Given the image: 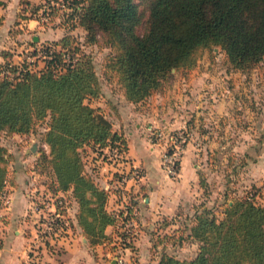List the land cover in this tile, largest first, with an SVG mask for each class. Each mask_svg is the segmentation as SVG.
<instances>
[{"label": "trees", "instance_id": "obj_1", "mask_svg": "<svg viewBox=\"0 0 264 264\" xmlns=\"http://www.w3.org/2000/svg\"><path fill=\"white\" fill-rule=\"evenodd\" d=\"M65 1L69 9L58 2L41 13L40 5L29 10L42 23L61 16L66 29L60 39L40 45L41 68L27 61L14 62L9 50L3 52L0 134L40 135L36 168L46 175V190L63 194L65 212L69 202L76 201L77 222L96 245L110 241L108 225L118 222L125 227L136 216V202L129 194L123 208L109 209L112 185L102 186L86 168L85 147L99 156L105 147L127 151L128 146L104 109L91 103L102 87L93 58L82 50L73 30L82 27L86 42L96 43L101 36L114 48L110 69L122 83L126 99L138 103L159 90L175 69L193 68L201 48L220 45L232 66L244 71L264 60V0ZM4 4L0 0V25ZM38 121H46L40 131ZM9 158L7 147L0 142V200L7 192ZM119 177L122 181V174ZM258 190L264 194V188ZM126 192L123 189L119 194L124 197ZM256 196L250 193L233 199L223 217L202 204L188 233L199 244L197 253L180 258L164 252L151 264H264V202H257ZM69 218L73 226L70 214ZM128 229L122 235V247ZM133 241L132 236L128 246Z\"/></svg>", "mask_w": 264, "mask_h": 264}, {"label": "rangeland", "instance_id": "obj_2", "mask_svg": "<svg viewBox=\"0 0 264 264\" xmlns=\"http://www.w3.org/2000/svg\"><path fill=\"white\" fill-rule=\"evenodd\" d=\"M60 1L29 0V3L22 1V4L25 6L28 4L29 10L40 5L39 13H41L46 6L50 7L51 4ZM53 21L55 23L53 26L60 25L61 16H57ZM72 33L81 40L82 50L93 58L100 79L102 92L98 97H94L91 103L94 106H101L108 115V111L113 109V104L122 103L124 95L122 83L109 66L110 58L115 50L107 45L101 36L96 43L86 42V30L82 27H77ZM33 44L35 42L32 41L31 34L27 38L25 47L10 46L8 50L11 53V60L14 62L27 61L36 69L41 68L44 58L39 52L40 46ZM11 48L14 50L11 51ZM36 51L37 54H34ZM147 101L150 102L148 108L153 105L156 126L147 130L149 125L147 119L142 121L138 127L135 126V122H132L134 127L143 135H147L149 131L148 135H151L152 140L158 142L163 150V141L155 133L166 134L170 130L184 132L187 139L183 155L190 144L195 155L194 162L199 166L200 179L206 182V186L198 195V202L189 207H186L184 203L181 204L176 214L171 216L173 223L166 227L170 231L166 234L168 243L162 244L161 248L157 249V251L161 249L162 252L172 253L180 258L191 257L196 249L198 251L199 244L189 237L187 231L192 224L191 218L194 217L201 204L211 207L218 217H223L227 205L237 197L255 193L257 202H264V194L258 190L261 187L264 188V60L244 71L232 66L220 45L201 48L198 52L197 63L193 68L175 69L169 79L164 81L162 87L155 91ZM166 114L172 119L178 116L186 121L177 128H171ZM111 116V114L108 115L113 122V129L120 132V123H117L116 119H112ZM45 122L38 121L39 131L44 129ZM7 135L9 134L2 132L0 142ZM35 136L36 141H39L40 135L35 133ZM10 141L13 139L8 138L7 143L9 144ZM114 147L117 146L105 147L102 153L107 156L112 155L111 149ZM92 153L97 155L90 146L83 150V158L88 171L95 168ZM99 156V158L102 157V155ZM179 173L169 177L176 180ZM114 179L116 183L113 192L118 196L121 191L123 193V182L117 174ZM114 189L119 192L117 193ZM69 205L72 208L73 201L69 202ZM113 210L117 211V209ZM127 256L129 255H122L124 264H134L136 261L142 263L136 257L129 259ZM154 256L155 259L159 258ZM143 264H151V262Z\"/></svg>", "mask_w": 264, "mask_h": 264}, {"label": "crops", "instance_id": "obj_3", "mask_svg": "<svg viewBox=\"0 0 264 264\" xmlns=\"http://www.w3.org/2000/svg\"><path fill=\"white\" fill-rule=\"evenodd\" d=\"M22 1L5 0L1 8L4 21L0 25V63L6 59L3 54L5 50H8L10 46L25 47L27 38L31 34L32 41L35 42L33 45L40 46L60 39L66 32L60 21L58 26H53L54 19L42 23L38 16L29 11L27 5L22 4ZM122 100V103L118 105L111 104L113 109H110L111 112L108 111V115L111 114L112 119L120 123V132L128 141L126 160L105 161L92 153L93 165L96 169L90 172L102 186L107 188L110 185L113 186L108 208L118 211L123 208L125 197L122 194L117 196L113 192L116 183L115 174L120 176L122 171L130 170L134 166L140 168V176L137 180L122 184L123 189L127 190L136 202V216L132 219L133 224L130 227L136 231L133 246L120 245L125 228L118 222L106 228L107 233L110 234V241L92 245L77 222L75 216L77 203L71 200L73 205L72 208L69 206L68 212L73 226L70 227L69 233L57 238L56 244H49L47 249L39 251V255V252L33 251L32 242L38 223L32 199L38 192L47 191V185L44 182L46 175L36 168L40 141H36L37 135L15 133L7 135L1 141L10 154L9 180L6 189L11 201L8 205H4L0 200V264H119L115 256L122 257L124 254L129 255L127 256L129 259L136 257L142 263L159 261L164 252L157 249L161 248L162 244L168 243L166 234L170 231L166 227L173 223L171 216L176 214L181 204L184 203L186 207H189L198 202V195L204 186L200 182L199 166L194 162L195 155L190 144L182 157L179 177L174 180L166 174L162 167L163 147L152 140L151 135H148L149 131L147 135H143L132 123L135 122V126L138 127L142 121L148 119L147 130L156 126L153 105L148 108L149 101L134 103L127 100L124 95ZM166 116L169 118L167 121L171 128H177L186 121L178 116L174 119L170 115L166 114ZM8 138L13 139L9 144ZM46 148L48 149V145ZM113 196H117L115 200ZM193 218H191L192 222ZM187 232L189 233L190 229ZM154 255L159 258L155 259Z\"/></svg>", "mask_w": 264, "mask_h": 264}, {"label": "built area", "instance_id": "obj_4", "mask_svg": "<svg viewBox=\"0 0 264 264\" xmlns=\"http://www.w3.org/2000/svg\"><path fill=\"white\" fill-rule=\"evenodd\" d=\"M60 2L62 7L69 9L67 1L61 0ZM44 19L47 18L44 17ZM155 134L162 139V144H164L162 167L169 176H176L179 173L180 162L187 137L185 133L180 130H170L166 134L163 132ZM44 146L47 147V143H44ZM111 151L112 155H106V157L112 162L126 158V151H122L118 147H114ZM106 157L105 154L102 155V158L108 160ZM121 174L123 183L137 180L140 176V168L134 166L130 170L122 171ZM124 197L125 200H128L129 193L126 192ZM10 201L11 199L7 192L1 195V202L4 205H8ZM32 201L38 223V229L32 242V249L38 253L49 244H56L57 242L55 240H57V238L66 236L69 233L71 224L69 213L64 211L66 204L63 199V194L59 193L54 195L48 191L38 192L37 195L33 196ZM132 224L133 220L131 219L124 227L125 229L129 227L127 230L128 237L123 240L124 247H129L128 244L132 240V236L134 237L136 235V231L130 229ZM115 258L119 264H124V260L121 256L117 255Z\"/></svg>", "mask_w": 264, "mask_h": 264}]
</instances>
